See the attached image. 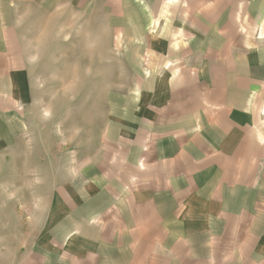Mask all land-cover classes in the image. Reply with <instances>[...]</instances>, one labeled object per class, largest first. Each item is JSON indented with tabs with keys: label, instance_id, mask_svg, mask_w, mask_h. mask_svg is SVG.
<instances>
[{
	"label": "crops",
	"instance_id": "0c3cea01",
	"mask_svg": "<svg viewBox=\"0 0 264 264\" xmlns=\"http://www.w3.org/2000/svg\"><path fill=\"white\" fill-rule=\"evenodd\" d=\"M60 1L94 2L0 0V264H264V0H117L136 97L29 148L25 6Z\"/></svg>",
	"mask_w": 264,
	"mask_h": 264
},
{
	"label": "rangeland",
	"instance_id": "374dc122",
	"mask_svg": "<svg viewBox=\"0 0 264 264\" xmlns=\"http://www.w3.org/2000/svg\"><path fill=\"white\" fill-rule=\"evenodd\" d=\"M122 8L117 0H105L104 6L95 0L88 4L60 1L50 5L49 12L39 11L32 2L25 6L31 94L20 111V122L27 147H33L38 134L47 145L49 139L51 145L55 141L58 149L74 147L70 137L80 142L81 131L91 144L102 124L112 119L113 103L122 100L117 97H136L134 86H139L140 79L136 71L144 77L148 47L136 48L132 54L123 26L133 16L144 18L145 14ZM132 34L133 39L148 40V19L145 27ZM119 107L120 111L125 108Z\"/></svg>",
	"mask_w": 264,
	"mask_h": 264
}]
</instances>
